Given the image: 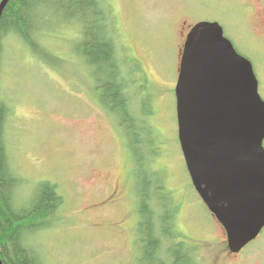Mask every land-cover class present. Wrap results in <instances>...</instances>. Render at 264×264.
Instances as JSON below:
<instances>
[{
	"label": "rangeland",
	"instance_id": "374dc122",
	"mask_svg": "<svg viewBox=\"0 0 264 264\" xmlns=\"http://www.w3.org/2000/svg\"><path fill=\"white\" fill-rule=\"evenodd\" d=\"M106 3L118 49L130 68L126 71L137 81L135 90H128L136 113L142 101L148 102L145 119L154 129L157 150L151 166L163 174L176 207L178 239L199 264H264V229L240 252L223 257L224 228L211 216L186 167L175 95L182 29L200 20H217L237 50L257 64L264 98V45L258 47L251 32L257 37L264 32V0ZM60 23L49 18L43 27L47 33L42 47L53 58L50 65L17 37L2 42L0 102L9 109L8 161L25 181L15 199L18 205L30 202L41 181L56 184L63 197L54 222L36 231L29 243L43 264H138L140 215L133 154L117 117L98 96L88 62L76 52L79 27Z\"/></svg>",
	"mask_w": 264,
	"mask_h": 264
},
{
	"label": "trees",
	"instance_id": "16d2710c",
	"mask_svg": "<svg viewBox=\"0 0 264 264\" xmlns=\"http://www.w3.org/2000/svg\"><path fill=\"white\" fill-rule=\"evenodd\" d=\"M109 8L106 0H8L0 15V66L2 42L8 36L17 37L50 65L53 58L42 47L44 24L49 18L61 20L60 25L77 24L76 52L88 62L98 96L117 117L136 164L138 264H199L190 247L178 239L181 234L175 229L176 207L163 174L151 166L157 150L154 129L145 119L148 102L142 101V110L136 113L133 93L128 90L133 86L134 91L137 81L126 71L129 66L118 49ZM8 114L6 104L0 102V258L3 264H43V258L29 242L36 231L54 222L63 197L56 184L41 181L30 202L18 205L16 192L25 181L9 165L5 139Z\"/></svg>",
	"mask_w": 264,
	"mask_h": 264
},
{
	"label": "water",
	"instance_id": "95a60500",
	"mask_svg": "<svg viewBox=\"0 0 264 264\" xmlns=\"http://www.w3.org/2000/svg\"><path fill=\"white\" fill-rule=\"evenodd\" d=\"M175 94L192 183L238 252L264 229V99L251 60L218 21L189 31Z\"/></svg>",
	"mask_w": 264,
	"mask_h": 264
},
{
	"label": "flooded vegetation",
	"instance_id": "af4514ba",
	"mask_svg": "<svg viewBox=\"0 0 264 264\" xmlns=\"http://www.w3.org/2000/svg\"><path fill=\"white\" fill-rule=\"evenodd\" d=\"M263 6H261V15H263L264 16V3L262 4ZM189 30H190V27H187V29H182V31H181V33H182V35L184 36V38H186V36H187V34H188V32H189ZM252 32V35L256 38V40H258V41H256V44H257V46L258 47H261L262 48V45H264V32L262 33V35H261V37H257L256 36V34L253 32V31H251ZM235 46V45H234ZM237 49V48H236ZM239 51V50H238ZM241 53V52H240ZM244 55H246L248 58H249V56L247 55V54H244ZM261 57H262V61H263V64H264V53H263V51H262V55H261ZM250 59V58H249ZM251 60V59H250ZM252 61V60H251ZM255 62V61H254ZM253 61H252V64H253V67H254V70H255V73H256V75H257V67H256V65H255V63H254ZM257 78H258V81H259V91H260V93H261V80H260V78H259V75H257ZM262 95V94H261ZM263 97V96H262ZM112 195H114L115 193L113 192V193H111ZM109 196H111V195H109ZM119 199V198H118ZM226 234V233H225ZM223 245L225 246V248H224V253L226 254H231V255H235L236 253H234L233 251H231V249L229 248V246H228V241H227V239H223ZM222 250V249H221ZM224 255V254H222L223 255V257H226V258H228V257H230V255Z\"/></svg>",
	"mask_w": 264,
	"mask_h": 264
}]
</instances>
